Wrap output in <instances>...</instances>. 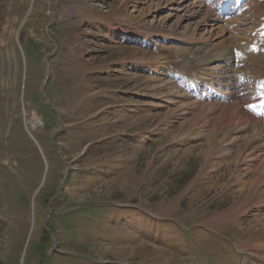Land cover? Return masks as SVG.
Segmentation results:
<instances>
[{
  "label": "rangeland",
  "instance_id": "374dc122",
  "mask_svg": "<svg viewBox=\"0 0 264 264\" xmlns=\"http://www.w3.org/2000/svg\"><path fill=\"white\" fill-rule=\"evenodd\" d=\"M261 1L0 0V264H264V123L183 81Z\"/></svg>",
  "mask_w": 264,
  "mask_h": 264
},
{
  "label": "trees",
  "instance_id": "16d2710c",
  "mask_svg": "<svg viewBox=\"0 0 264 264\" xmlns=\"http://www.w3.org/2000/svg\"><path fill=\"white\" fill-rule=\"evenodd\" d=\"M102 204V203H101ZM102 205H105V204H102ZM95 209L96 208H86L85 210H87V211H90V212H95ZM109 213H112V208H111V210L109 211ZM109 215H111V214H108V215H105V217H107V216H109ZM147 217H149V218H152L151 216H148V215H146ZM82 218H84V215H82ZM156 219V218H155ZM163 222H164V224L166 225V227L168 226L167 224H169V223H173L172 221H170L169 219H164V220H162ZM173 224H175V223H173ZM176 225V224H175ZM208 235H212V233H208Z\"/></svg>",
  "mask_w": 264,
  "mask_h": 264
},
{
  "label": "bare ground",
  "instance_id": "6f19581e",
  "mask_svg": "<svg viewBox=\"0 0 264 264\" xmlns=\"http://www.w3.org/2000/svg\"><path fill=\"white\" fill-rule=\"evenodd\" d=\"M225 61H228V59H226ZM190 66L192 67V66H193V63L188 62V63L185 65V67H187V68L190 67Z\"/></svg>",
  "mask_w": 264,
  "mask_h": 264
}]
</instances>
